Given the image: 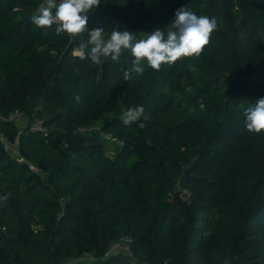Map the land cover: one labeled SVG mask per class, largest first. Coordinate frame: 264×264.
Returning a JSON list of instances; mask_svg holds the SVG:
<instances>
[{
	"label": "trees",
	"instance_id": "16d2710c",
	"mask_svg": "<svg viewBox=\"0 0 264 264\" xmlns=\"http://www.w3.org/2000/svg\"><path fill=\"white\" fill-rule=\"evenodd\" d=\"M42 2L0 0V264H264V132L242 115L264 96V0H101L105 38L181 7L218 20L198 59L127 80L129 52L94 65L74 53L87 33L35 26ZM124 236L134 261L108 254Z\"/></svg>",
	"mask_w": 264,
	"mask_h": 264
},
{
	"label": "clouds",
	"instance_id": "9594fccd",
	"mask_svg": "<svg viewBox=\"0 0 264 264\" xmlns=\"http://www.w3.org/2000/svg\"><path fill=\"white\" fill-rule=\"evenodd\" d=\"M100 4L101 0H43L30 19L45 33L55 26V35L58 37L67 34L75 38L87 33V42L80 43L75 52L82 59H90L94 65H101L109 58L117 61L123 52H129L132 60L126 80L133 73L143 76L145 64L159 72L162 66L171 67L183 57L198 59L219 27L217 18L197 15L187 7H181L175 11L174 19L167 26L155 28L145 37L138 39L137 33L132 31L113 30L105 38L103 26L91 30L87 27L89 13ZM74 99L76 103L81 102L79 94ZM242 115L249 133L264 132V96L255 99L254 103L243 110ZM142 117L147 118L145 108L136 105L124 111L120 119L123 125L131 126Z\"/></svg>",
	"mask_w": 264,
	"mask_h": 264
},
{
	"label": "built area",
	"instance_id": "2783aa9c",
	"mask_svg": "<svg viewBox=\"0 0 264 264\" xmlns=\"http://www.w3.org/2000/svg\"><path fill=\"white\" fill-rule=\"evenodd\" d=\"M4 119L11 120V121H13L14 123L17 124L22 119V113L19 110H15V111L11 112L8 115V117H4ZM31 129H33V130H37V129L38 130H43L42 119L41 118H36L34 123L31 125ZM80 130L84 131V129H81V128H80ZM104 136H107V135L104 134ZM3 145H4L5 149L11 150V151H13L12 152L13 154H16L15 151H14V147L13 146L12 147L9 146L7 141H3ZM18 159H21V157H19ZM31 167L34 168V166H32V165H31ZM130 242H131V239L129 237H126V236L121 237L118 240H114L109 246L108 254L114 253L116 251L129 252L131 250Z\"/></svg>",
	"mask_w": 264,
	"mask_h": 264
},
{
	"label": "rangeland",
	"instance_id": "374dc122",
	"mask_svg": "<svg viewBox=\"0 0 264 264\" xmlns=\"http://www.w3.org/2000/svg\"><path fill=\"white\" fill-rule=\"evenodd\" d=\"M138 33V32H137ZM74 53L75 54H77L75 51H74ZM27 118H25L24 116H22V119H21V121L19 122V123H17V126H18V128H19V130L21 129V128H23V126H25L26 124H27ZM96 129H97V127H96ZM90 130V129H89ZM91 130H95V126L94 127H92L91 128ZM18 133H20V131L18 132ZM104 135V134H103ZM18 136V135H17ZM0 137H2V135H1V133H0ZM3 138V137H2ZM5 141H7V140H5ZM18 137H17V139L15 140V141H13L12 143L10 142H8V145L9 146H13L14 147V151H15V155H18V156H20V152H19V148H18ZM21 157V156H20ZM112 254H121V255H123V256H128V259H131L130 261H134L133 260V254H132V252H131V250L129 251V252H123V251H116V252H114V253H112Z\"/></svg>",
	"mask_w": 264,
	"mask_h": 264
}]
</instances>
